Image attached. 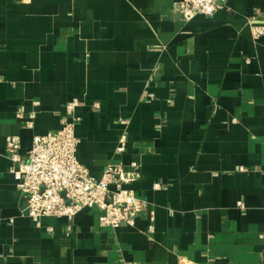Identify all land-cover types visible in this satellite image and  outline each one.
I'll use <instances>...</instances> for the list:
<instances>
[{
  "label": "crops",
  "instance_id": "0c3cea01",
  "mask_svg": "<svg viewBox=\"0 0 264 264\" xmlns=\"http://www.w3.org/2000/svg\"><path fill=\"white\" fill-rule=\"evenodd\" d=\"M180 1L0 0V264H264V0L188 21ZM72 99L91 176L139 165L133 226L21 212L7 139L26 154Z\"/></svg>",
  "mask_w": 264,
  "mask_h": 264
},
{
  "label": "built area",
  "instance_id": "2783aa9c",
  "mask_svg": "<svg viewBox=\"0 0 264 264\" xmlns=\"http://www.w3.org/2000/svg\"><path fill=\"white\" fill-rule=\"evenodd\" d=\"M226 7L227 0H181L179 3L185 21L197 14L213 15ZM251 35L255 40L264 36V23H251ZM78 106V99L67 102L60 128L34 135L31 147L24 155L20 153L18 135L7 139L5 156L14 164L16 187L24 201L21 212L37 227L43 217L64 218L67 233L75 216L85 208L99 210L98 222L101 226H133L136 216L148 203L124 185L132 180L128 174H137L139 165L135 161L127 165L108 164L99 178L91 176L76 158L79 140L75 136L78 120L75 110ZM17 116L23 118L21 112ZM25 124L32 127V114L25 119ZM126 140V134L122 133L116 146L117 152L125 150ZM154 187L159 188L160 184L155 183ZM238 203L242 207V202Z\"/></svg>",
  "mask_w": 264,
  "mask_h": 264
}]
</instances>
